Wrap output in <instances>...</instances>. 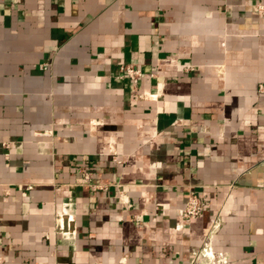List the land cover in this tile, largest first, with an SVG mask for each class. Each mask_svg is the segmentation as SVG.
<instances>
[{
	"label": "crops",
	"instance_id": "crops-1",
	"mask_svg": "<svg viewBox=\"0 0 264 264\" xmlns=\"http://www.w3.org/2000/svg\"><path fill=\"white\" fill-rule=\"evenodd\" d=\"M260 6L0 0V264H264Z\"/></svg>",
	"mask_w": 264,
	"mask_h": 264
},
{
	"label": "built area",
	"instance_id": "built-area-1",
	"mask_svg": "<svg viewBox=\"0 0 264 264\" xmlns=\"http://www.w3.org/2000/svg\"><path fill=\"white\" fill-rule=\"evenodd\" d=\"M264 7H258L259 11H262ZM46 65H40V68H44ZM142 76L141 71L130 64H125L119 68V78H125L135 83ZM203 209L202 203L195 196H190L183 209V217L186 219L196 218L201 214ZM217 225L214 226V229ZM60 234L63 238L68 239L70 234L67 232V226L62 223L59 224ZM194 264H228V260L223 253L215 252L211 245L210 238L203 242L202 247L195 255Z\"/></svg>",
	"mask_w": 264,
	"mask_h": 264
}]
</instances>
